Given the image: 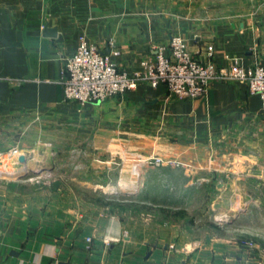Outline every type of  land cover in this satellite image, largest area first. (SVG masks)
Returning <instances> with one entry per match:
<instances>
[{
	"label": "crops",
	"instance_id": "1",
	"mask_svg": "<svg viewBox=\"0 0 264 264\" xmlns=\"http://www.w3.org/2000/svg\"><path fill=\"white\" fill-rule=\"evenodd\" d=\"M172 36L201 62L264 67V0H0V155L14 147L28 162L33 144L50 143L51 128L60 142L71 131L89 151L83 172L96 175L124 149L150 142L193 176L220 178L238 219L264 208V108L247 85L216 83L203 98L178 99L164 85L141 84L101 103L65 100L62 67L80 38L132 73ZM210 160L215 166L205 167ZM13 186L0 182V264H264V240L184 247L176 236L128 232L74 193L36 199Z\"/></svg>",
	"mask_w": 264,
	"mask_h": 264
},
{
	"label": "rangeland",
	"instance_id": "2",
	"mask_svg": "<svg viewBox=\"0 0 264 264\" xmlns=\"http://www.w3.org/2000/svg\"><path fill=\"white\" fill-rule=\"evenodd\" d=\"M74 136L67 131L63 137L68 141L60 142L58 129L51 128L50 143L33 144L35 148L25 164L20 161L25 155L10 147L0 155V170L15 172H0V182H13L15 186L10 187L13 191L36 199L61 197L68 192L86 201L89 197L99 199L108 205L88 202L98 206L100 214L116 216L125 223L128 232L176 236V243L184 247H198L219 237L252 246L263 242L264 208H253L252 213L238 219L237 209L229 204L234 194L222 195L224 187L220 188L217 176L212 182L203 181L206 179L203 173L193 176L186 163L178 161L177 166L176 160L156 155L154 143L150 142L141 144L142 148L124 149V153L116 156L115 164L104 165L102 171L111 166L109 174H85L83 167L90 163L86 160L89 151L86 145L71 142ZM152 158L162 159L163 165L150 164ZM203 165L211 168L215 163L210 160ZM19 172L23 174L18 175Z\"/></svg>",
	"mask_w": 264,
	"mask_h": 264
},
{
	"label": "built area",
	"instance_id": "3",
	"mask_svg": "<svg viewBox=\"0 0 264 264\" xmlns=\"http://www.w3.org/2000/svg\"><path fill=\"white\" fill-rule=\"evenodd\" d=\"M109 45L114 47L113 42ZM208 50L212 56L213 47L209 46ZM114 55L119 52L115 50ZM216 83L247 85L251 94L260 96L264 108V67L255 65L245 69L238 60L228 67L201 62L180 36H172L168 47L158 48L154 58L143 60L140 68L132 73L119 70L97 45L82 37L74 54L64 60L59 81L65 100L83 105L104 102L135 90L141 84L154 88L164 85L168 94L178 99L203 98ZM149 163L163 165L160 158H152ZM175 164L179 165L178 162ZM87 241L91 243L92 239Z\"/></svg>",
	"mask_w": 264,
	"mask_h": 264
},
{
	"label": "water",
	"instance_id": "4",
	"mask_svg": "<svg viewBox=\"0 0 264 264\" xmlns=\"http://www.w3.org/2000/svg\"><path fill=\"white\" fill-rule=\"evenodd\" d=\"M47 33L54 36L56 32L55 31L54 32H50V31L47 30ZM108 52L109 51H107L106 53L108 54ZM20 161H21V163L25 164L26 163V157L25 156H21L20 157ZM21 174H23V173L19 172L18 175H21Z\"/></svg>",
	"mask_w": 264,
	"mask_h": 264
},
{
	"label": "trees",
	"instance_id": "5",
	"mask_svg": "<svg viewBox=\"0 0 264 264\" xmlns=\"http://www.w3.org/2000/svg\"><path fill=\"white\" fill-rule=\"evenodd\" d=\"M87 200L90 201V202H93L95 204H98V205H108V204H103L101 202V200H99V199H92L91 197H89Z\"/></svg>",
	"mask_w": 264,
	"mask_h": 264
},
{
	"label": "bare ground",
	"instance_id": "6",
	"mask_svg": "<svg viewBox=\"0 0 264 264\" xmlns=\"http://www.w3.org/2000/svg\"><path fill=\"white\" fill-rule=\"evenodd\" d=\"M1 167L4 168V166H1ZM0 172H6V173H9V174H14L13 172H15V171H14V169L5 170V171L2 169V170H0Z\"/></svg>",
	"mask_w": 264,
	"mask_h": 264
}]
</instances>
